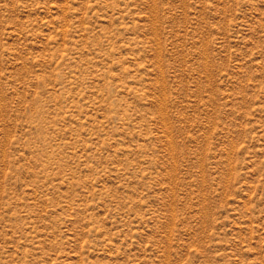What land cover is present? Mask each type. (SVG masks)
I'll return each instance as SVG.
<instances>
[{
    "label": "rangeland",
    "instance_id": "374dc122",
    "mask_svg": "<svg viewBox=\"0 0 264 264\" xmlns=\"http://www.w3.org/2000/svg\"><path fill=\"white\" fill-rule=\"evenodd\" d=\"M0 264H264V0H0Z\"/></svg>",
    "mask_w": 264,
    "mask_h": 264
}]
</instances>
